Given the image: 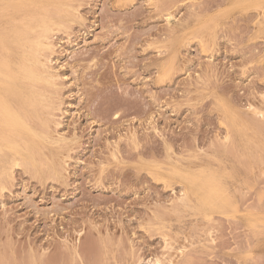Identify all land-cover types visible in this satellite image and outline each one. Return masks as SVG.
Segmentation results:
<instances>
[{
    "label": "rangeland",
    "instance_id": "1",
    "mask_svg": "<svg viewBox=\"0 0 264 264\" xmlns=\"http://www.w3.org/2000/svg\"><path fill=\"white\" fill-rule=\"evenodd\" d=\"M61 1L50 134L0 190V264H264V0ZM225 106L256 126L227 142ZM179 168H211L219 206Z\"/></svg>",
    "mask_w": 264,
    "mask_h": 264
},
{
    "label": "bare ground",
    "instance_id": "2",
    "mask_svg": "<svg viewBox=\"0 0 264 264\" xmlns=\"http://www.w3.org/2000/svg\"><path fill=\"white\" fill-rule=\"evenodd\" d=\"M225 1L226 0H224V2ZM257 6L262 7L260 3H258ZM71 7H72L71 5L61 0H0V190H3L6 187V183L10 176V170L13 167V165L23 162L31 165L34 169H37L38 159L36 158V154L42 150L44 146L43 143L44 142L46 143L50 134L49 132L50 120L44 117L45 116L44 109L47 106L46 103L47 100L42 90V86L43 87L47 86L53 89V87L56 85L55 75L50 72V67L48 66V62H49L48 54H50L54 48L53 44L49 41L50 34L54 30V28H56V26L63 25V21H62L63 16H69L73 14V12H71L72 9ZM62 13L64 14L63 16ZM171 16H172L171 13H169L168 16L165 18V20L167 19L169 23H171L170 22L172 18ZM252 16L254 17V15ZM240 21H242V19ZM222 25H224V23ZM222 27L223 26H221V28ZM64 32L67 33L66 31ZM216 34H218V31ZM226 34L227 33H225V35ZM51 106H53V103H49V107ZM225 108H226L225 112H227L229 115V117H227V120L229 121L228 123L229 129L226 136L227 142L228 140L232 139L233 131L235 130L240 131L242 128L247 129L249 128L250 123L256 126V122H255L256 120L247 121L243 119L242 116L233 108L229 106H225ZM52 109L54 110L55 107H52ZM249 109L253 111V115L255 116L258 114H263L262 111L257 110V108L254 107V105L253 106L250 105ZM253 115L252 117H254ZM55 130L56 128L54 129V131ZM223 138L225 139V137ZM215 146L217 147V145ZM117 153L119 157L120 154L119 151ZM236 159H238V157H236ZM144 165L146 164H143V167H145ZM148 167L146 168L148 169ZM25 168L26 170L28 169V167ZM160 171L162 170L160 169ZM173 172L185 176V179L188 183L186 190L184 189L185 191H183L185 192V199L186 198L189 199L191 194L199 196L198 198L199 202L197 206L207 207V205L208 206L212 205V207L214 206L216 208L219 205L218 204L213 205V203H215L214 199L218 196L220 197L221 195L226 196V194L229 191L228 186L223 185L222 179L215 172H213L211 168L207 170V172L205 173L206 175L204 176L205 178L203 179L199 178L201 174L200 172H196V171L187 172L184 170H180L179 168V170L175 169ZM180 192L181 190L179 191V193ZM205 227L207 229V225ZM160 258L162 257L160 256ZM148 264H163V263L161 262L160 259L157 258L155 261L148 262Z\"/></svg>",
    "mask_w": 264,
    "mask_h": 264
}]
</instances>
